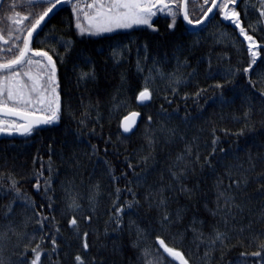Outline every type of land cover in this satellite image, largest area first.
Instances as JSON below:
<instances>
[{
	"label": "trees",
	"instance_id": "16d2710c",
	"mask_svg": "<svg viewBox=\"0 0 264 264\" xmlns=\"http://www.w3.org/2000/svg\"><path fill=\"white\" fill-rule=\"evenodd\" d=\"M202 0H190L191 5ZM249 4L250 10L247 16L244 15L243 4L237 7L241 10L242 19L245 26L250 23L255 27L256 38H264V19L258 20L259 7L253 11L252 5H258L259 0H245ZM190 5V6H191ZM198 13H194L196 15ZM219 19V18H218ZM169 19L158 17L154 20L156 29L144 27H134L133 29L121 30L115 33H105L99 36L79 35L75 28V18L71 9L67 6L62 13L51 20L49 30L55 36L63 39H71L73 48L65 55L61 62L54 53L64 54V49L59 44H40L45 50L53 54L57 60V75L60 82V93L62 101V115L58 123L48 125L43 129L36 130L29 137L0 138V177H14L19 183L20 191L30 196L39 206L44 204L42 211L49 216L54 215L55 221L51 227H59L57 235L59 244L60 264H75L74 256L80 254L85 264H89L91 257L102 260L103 264H138L139 248L133 247L136 233L133 228L128 227L129 220H135L137 224L145 228H155L172 246H176L184 251L191 261V264H233L242 259L241 252L252 253L258 250L257 244L250 240L243 241V247L234 238L227 249L216 250L210 254V261H205V245L194 239V234L189 228L193 218L203 221V232L205 234L212 231L211 225L216 223V218L212 216V211L216 209V177L223 176L222 167L217 166V171L213 172L208 167L201 169L199 166L194 172L189 173L186 184L189 188H194V194L186 197L184 194L169 193V211L183 208V218L180 222L173 224L168 232H162L156 223L158 213L155 208H149L144 200V195L149 187L156 188L161 183L168 184V166L172 163L176 153L184 148V143L180 139L184 137L191 140L198 139L199 150L203 156L211 152L213 141V131L218 138L217 151L213 163L225 156L231 160L233 155H239L242 161H247V155L251 154L256 159V172L264 171V114L259 112L260 97L255 96L252 120L254 128L245 130V134L236 136L235 133L243 128L237 118L241 117L247 107V101L241 95L246 81L238 77L232 84L225 85L223 92L228 98V103L221 104L218 97L220 90L215 87L216 83H223V74L229 67H242L245 65L248 54L245 51L246 43L238 36L230 24L221 27L212 26L206 38L199 43H195L193 38L185 32V23L182 19L177 20L175 29L167 27ZM47 31V30H46ZM251 31V29H250ZM221 32H226L227 36L219 38ZM41 40H48L49 37L41 36ZM117 45L126 46L130 51L125 52L119 62L112 57L111 49ZM147 45L149 60L145 65L143 73L137 71V50L140 49L143 56V46ZM182 49V51H177ZM167 55V63L163 65L165 71L175 69L174 56H180L183 60L187 58L191 67L184 72L186 80L190 79L188 73L195 70L194 78L190 79L187 86H181L178 93L173 96L168 91L165 82L157 80L150 87L153 90V99L145 106H140L136 100V95L144 86L143 75L147 74L151 65V57L163 59ZM211 59L212 71L215 79L208 78V61ZM94 62L97 73L95 82L78 84L76 72L73 70L74 64H83V61ZM143 63V61H141ZM122 74L125 79L122 81ZM238 84L239 87L233 85ZM199 89L205 91L198 99L194 96ZM187 93V99H185ZM167 96L173 101L169 105L164 97ZM123 102V103H122ZM126 105V106H125ZM161 105L169 113H174L175 118L166 121L161 113ZM119 106V107H117ZM89 113L87 128H82L78 121L82 118L81 113ZM131 111H137L141 115V120L136 130L129 136L122 133L120 122L124 115ZM187 112L190 123H185L183 117ZM97 113L99 114L97 116ZM153 117L151 125L147 117ZM163 126L165 129H175L176 136L171 143L165 142L164 134L156 133V143L154 148L149 147L147 135L150 129H158ZM94 129V132L91 131ZM78 130L82 131V136L75 135ZM227 130V134H225ZM90 142V143H89ZM91 145H96L98 152L92 155ZM220 149L224 151L221 152ZM106 150V151H105ZM154 156V160H149L147 164L142 162L144 156ZM51 158V165L54 169L51 175V187L53 191L48 195L53 197V207L49 209L44 193L37 192L34 185L36 174L43 171L44 177L49 176L48 164ZM78 160V163L75 160ZM107 162V163H106ZM131 163L135 169L129 168ZM44 165L41 168V165ZM111 169L113 176L109 174ZM127 174V180L123 174ZM137 175L147 177V184H135ZM136 192L140 200L138 210L124 217V230L116 231L113 227L107 226L109 220V209L115 199V189L122 190L120 203L125 200H132L131 194L126 190V184ZM225 180L224 184L227 185ZM99 184V201L94 213L91 212L87 197L90 192L94 193V186ZM43 187V180L41 179ZM0 187L10 188L7 179H0ZM258 185L249 183L247 192L251 197L247 203L244 213L237 217V225H247L252 221L251 232L259 234L264 232V220L259 217V212L264 198L256 190ZM65 189L69 191L66 192ZM78 197V202L83 206L84 212L77 213L80 237H77L68 224L72 213L67 208L69 195ZM11 203V197L4 198L0 193V232L5 231L7 221L4 220L6 208ZM21 201H16L13 205L14 216L13 226L17 232L33 231L37 225L34 221L25 224L26 217L31 215L20 205ZM138 212V216L133 214ZM251 213V214H250ZM85 214H92L93 219L87 222ZM200 228V224L194 225ZM223 230V223L219 224ZM231 227V224L229 225ZM107 229V231H106ZM89 233L87 241L89 248L82 247V233ZM183 233L182 240H172L171 236L176 233ZM248 233L246 232L245 235ZM153 233L147 243L155 246ZM236 233H233L235 237ZM264 240V236L260 237ZM17 236L9 233L2 255L9 264H15L19 258L20 249L16 247ZM199 245V246H198ZM46 249H51L50 241H45L42 245ZM29 256L31 251L29 249ZM44 264H48L46 255L42 257ZM57 256L53 255L52 261H56ZM251 264H262L259 258L249 256Z\"/></svg>",
	"mask_w": 264,
	"mask_h": 264
},
{
	"label": "snow or ice",
	"instance_id": "6c2138e0",
	"mask_svg": "<svg viewBox=\"0 0 264 264\" xmlns=\"http://www.w3.org/2000/svg\"><path fill=\"white\" fill-rule=\"evenodd\" d=\"M243 4L244 15L249 14L250 6L245 0H202L190 6V0H0V135L12 136L18 134L20 136H31L40 126L54 125L58 123L62 115V101L60 93V82L57 75V60L53 54L45 50L43 47L34 46L35 39L40 44L48 43L49 45L56 43L64 49V54L55 52L63 62L65 55L70 53L73 48L71 39H63L55 36L49 30V23L53 18L60 15L68 6L75 18V28L78 34L88 36H99L105 33H115L118 30L133 29L136 26H145L146 28L158 30L155 27L154 19L160 15L170 20L167 27L175 29L177 20L182 19L185 23V32L193 38L195 43H199L206 38V34L212 26L221 27L230 24L237 34L242 38V42L246 43L245 51L248 59L242 67H229L223 74V83H216L215 87L220 90L218 97L221 104L228 103L223 89L225 85L232 84L238 77H242L246 84L241 93L247 101V107L242 116L237 118L239 123L244 125L235 135L241 136L245 134V130H252L255 126L252 120L254 100L258 94L260 97L259 112L264 114V38L258 40L256 38V29L251 23L245 26L242 19L241 10L237 7ZM259 7L257 19H264V0H259L258 5H252L251 10ZM215 10V11H214ZM194 13H198L194 15ZM219 18V19H218ZM251 29V31H250ZM47 30V31H46ZM264 32V28L260 29ZM41 36L49 37L48 40H41ZM227 36L226 32H221L219 38ZM130 51L126 46L117 45L111 49L112 57L116 62L122 58L125 52ZM177 51H182L178 49ZM175 69L165 71L163 65L167 63V55L163 59L155 56L151 57V65L148 67L147 74L143 75L144 86L138 91L136 100L143 104L153 99V85L157 80L163 81L168 86V91L175 96L181 86H187L190 79L194 78L195 70L188 73L190 79L186 80L184 72L191 65L187 58L183 60L180 56H174ZM149 60L147 45L143 46V56L140 49L137 50V71L143 73L145 65ZM143 61V63L141 62ZM74 72H76L77 83L87 84L95 82L97 73L94 62L90 60L83 61V64H74ZM208 78L215 79L212 71L211 59L208 61ZM125 77L122 74V81ZM239 87L238 84L233 85ZM204 89H199L194 96L198 99ZM166 102L171 105L173 101L167 96L164 97ZM187 99V93H185ZM123 103V102H122ZM126 106V105H125ZM119 107V106H117ZM89 113L87 111L81 113V119L78 124L82 128H87V120ZM99 114L97 113V116ZM161 117L170 121L175 118L174 113H169L161 105ZM140 113L131 111L124 115L121 119L120 126L123 133H132L137 123ZM187 124L190 123L187 112L182 118ZM153 117L149 115L147 121L151 125ZM264 123V121H262ZM91 131L94 132V129ZM160 132L165 136V142L171 143L172 138L176 136L175 129H165L161 126L158 129H150L147 139L149 147L154 148L156 143V133ZM82 131L78 130L75 134L77 138L82 136ZM227 134V130H225ZM213 141L211 152L203 156L199 150L198 139L193 137L187 140L184 137L180 139L184 143V148L176 153L172 163L167 168L169 183H161L156 188L149 187L144 195V200L148 203V207L155 208L158 213L156 223L159 224L162 232H168L173 224L180 222L183 218V208H177L169 211V193L184 194L191 197L195 189L189 188L186 184L189 173L194 172L199 166L201 169L208 167L213 172L217 171V166L222 167L224 175L216 177V209L212 211V216L216 218V223L211 225L212 231L205 234L203 232V221L197 218L189 224L191 231L196 234L194 239L205 245L204 260L210 261L212 252L216 250H224L229 247L235 238L243 247L244 240H250L257 244L258 250L252 253L241 252L242 259L233 262V264H251L248 260L249 256L257 257L264 264V240L260 237L264 236V232L254 234L250 230L252 221L247 225H237L235 221L241 216L247 203L251 197L248 195L247 189L249 183L258 185L256 189L260 196L264 198V171L256 172V159L247 155V161H242L239 155H233L231 160L227 156L223 159H215L217 151L218 138L215 137L213 131ZM90 143V142H89ZM264 143V142H262ZM92 155H96L98 149L96 145H91ZM106 151V150H105ZM223 152V149H220ZM75 160V158H73ZM154 156L142 157V162L147 164L149 160H154ZM78 163V160H75ZM107 163V162H106ZM264 164V159L261 160ZM44 165H41L43 168ZM129 168L133 165L129 163ZM49 176L44 177L43 171L36 174V183L34 185L37 192H43L49 209L53 207V197L48 195L53 191L51 187V175L54 171L51 165V158L48 164ZM135 174V169L133 168ZM109 174L116 179L109 169ZM127 180V174H123ZM10 182V188L4 189L0 187V193L4 198L11 197V203L6 208L4 220L7 221L5 231L0 232V264H9L2 255V250L7 242L8 234L12 233L17 236L16 247L20 249L19 258L15 264H44L42 257L46 255L48 264H60L59 244L57 243V235L60 232L59 227H51L54 224L55 216L46 215L42 209L44 204L37 206L36 202L27 194L20 191L18 181L11 175L8 177H0ZM43 180V187L41 186ZM228 183L225 186L224 181ZM126 184V190L132 196V200H125L120 203L122 190L117 187L115 189V199L112 201L109 209V220L107 226L113 227L116 231L124 230V217L138 210L142 205L137 197L136 192ZM135 184H147V177L137 175ZM68 192V189H65ZM99 184L94 186V193L90 192L87 201L90 205L91 212L94 213L99 201ZM16 201H21L22 207L31 215L26 217L25 224L28 221H34L37 225L33 231L17 232L13 226L14 207ZM67 208L72 213L68 224L71 226L73 233L80 237L79 223L77 213H83L85 210L78 202V197L69 195ZM138 216V212L133 213ZM251 214V213H250ZM259 217L264 220V204H262ZM84 219L91 222L92 214H85ZM223 223L224 229L219 227ZM200 224V228L194 225ZM231 224V227L229 225ZM128 227H134L136 238L133 241V247L139 248L138 264H191L189 258L186 257L184 251L176 246L170 245L165 238L155 228L149 229L141 227L135 220H129ZM107 231V229H106ZM248 233L245 235V233ZM153 233L155 246L150 245L147 241L152 238ZM233 233H236L235 237ZM89 233H82V247L87 250L89 244L87 241ZM172 240H182L183 233H176L171 236ZM45 241H50L51 249L48 250L42 245ZM199 246V245H198ZM29 249L31 256H29ZM53 255L57 256L56 261H52ZM75 264H85L84 258L80 254L74 256ZM89 264H103L102 260L91 257Z\"/></svg>",
	"mask_w": 264,
	"mask_h": 264
},
{
	"label": "water",
	"instance_id": "95a60500",
	"mask_svg": "<svg viewBox=\"0 0 264 264\" xmlns=\"http://www.w3.org/2000/svg\"><path fill=\"white\" fill-rule=\"evenodd\" d=\"M215 11V10H214ZM34 38H35V34H34ZM148 102H144L143 104H141V103H139L138 102V104L140 105V106H145L146 104H147ZM140 120H141V115L137 118V123H136V125L134 126V128H133V132L136 130V128H137V126H138V124H139V122H140ZM48 125H44V126H40L37 130H39V129H43V128H45V127H47ZM122 130V129H121ZM132 132V133H133ZM123 133V132H122ZM132 133H123L124 135H126V136H129V135H131ZM19 137H24V136H20V135H18V134H14V135H12V136H8V135H0V138H19Z\"/></svg>",
	"mask_w": 264,
	"mask_h": 264
},
{
	"label": "flooded vegetation",
	"instance_id": "af4514ba",
	"mask_svg": "<svg viewBox=\"0 0 264 264\" xmlns=\"http://www.w3.org/2000/svg\"><path fill=\"white\" fill-rule=\"evenodd\" d=\"M6 2H7V0H6ZM190 5H191V3H190ZM65 7H67V6H65ZM158 17H163V16H160V15H159ZM158 17H157V18H158ZM33 43H34V46H38V47H40V46H39L40 43H38V42L36 41L35 38H34V42H33ZM49 53H50V52H49Z\"/></svg>",
	"mask_w": 264,
	"mask_h": 264
},
{
	"label": "rangeland",
	"instance_id": "374dc122",
	"mask_svg": "<svg viewBox=\"0 0 264 264\" xmlns=\"http://www.w3.org/2000/svg\"><path fill=\"white\" fill-rule=\"evenodd\" d=\"M158 16H159V15H158ZM158 16H157V17H158ZM157 17H156V18H157ZM156 18H155V19H156ZM155 19H154V20H155ZM136 27H144V26H136ZM126 30H127V29H126ZM118 31H121V30H118Z\"/></svg>",
	"mask_w": 264,
	"mask_h": 264
}]
</instances>
